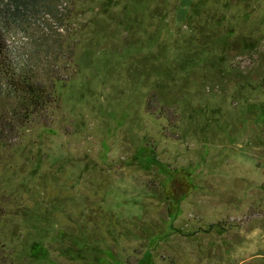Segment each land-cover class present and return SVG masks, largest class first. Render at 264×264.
Here are the masks:
<instances>
[{"label":"rangeland","instance_id":"rangeland-1","mask_svg":"<svg viewBox=\"0 0 264 264\" xmlns=\"http://www.w3.org/2000/svg\"><path fill=\"white\" fill-rule=\"evenodd\" d=\"M69 2L51 125L0 141L10 264H264V0ZM16 3L22 60L57 32Z\"/></svg>","mask_w":264,"mask_h":264},{"label":"trees","instance_id":"trees-1","mask_svg":"<svg viewBox=\"0 0 264 264\" xmlns=\"http://www.w3.org/2000/svg\"><path fill=\"white\" fill-rule=\"evenodd\" d=\"M16 1L15 10L22 15L28 16L27 13L33 12L52 17L47 30L55 27L54 32L57 33L39 35L36 45H25L20 51L23 59L14 60L10 57L5 36L8 25L0 14V141L9 140L19 133L21 127L24 129L30 124L48 128L51 125L48 113L59 105L57 84H67L72 80L70 74L62 77L70 71L73 55L62 43L60 31L71 14L69 0ZM7 15L9 17L10 12ZM5 249L6 244L0 241V264L11 263L6 258Z\"/></svg>","mask_w":264,"mask_h":264}]
</instances>
